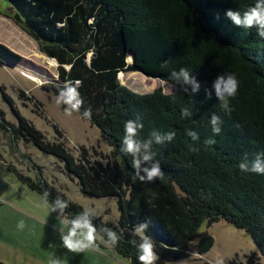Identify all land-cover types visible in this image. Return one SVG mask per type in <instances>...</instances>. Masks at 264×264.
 <instances>
[{
  "label": "trees",
  "instance_id": "obj_1",
  "mask_svg": "<svg viewBox=\"0 0 264 264\" xmlns=\"http://www.w3.org/2000/svg\"><path fill=\"white\" fill-rule=\"evenodd\" d=\"M5 1L14 11V22L38 50L55 59L56 95L66 81H79L81 115L91 109L88 119L119 158L103 172L72 169L83 195L116 197V225L100 216L93 221L105 241L106 235L99 232L103 227L120 237L113 248L131 264H140L138 248L130 241L140 242L147 235L159 257L155 264H160L162 257L191 246L189 238L195 234L197 249L204 252L210 242L198 231L201 224L222 218L244 229L264 259V174L239 168L242 161L250 164L264 153V38L255 27L238 28L225 16L228 9L243 14L256 0ZM129 53L134 65L126 63L132 60ZM8 59L20 58L0 44V61ZM180 68L201 83L197 94L184 93L179 86L170 93L160 88L137 93L119 82L124 81L122 71H141L168 81ZM224 73H234L239 81L237 95L228 100L230 110L212 89L217 75ZM206 89L212 91L211 98ZM185 107L192 112L190 118L181 116ZM213 114L222 121L218 135L210 124ZM138 118L143 124L140 139L153 131L175 132L171 142L153 145L164 181L141 183L132 157L121 152L125 123ZM188 130L199 139L192 140ZM209 139L215 143L206 144ZM5 166L31 189L42 195L46 191L50 205L57 197L69 201L67 218L83 211L59 189L41 185L40 178ZM143 222L148 223L146 231L134 232V226Z\"/></svg>",
  "mask_w": 264,
  "mask_h": 264
},
{
  "label": "rangeland",
  "instance_id": "obj_2",
  "mask_svg": "<svg viewBox=\"0 0 264 264\" xmlns=\"http://www.w3.org/2000/svg\"><path fill=\"white\" fill-rule=\"evenodd\" d=\"M13 16L8 3L0 0V44L20 58L0 61V261L51 264L58 258L61 264H131L104 239H97L98 250L68 251L61 241V229H68L64 218L51 212L43 195L5 166L34 180L40 178L41 185L59 189L83 210H94L103 221L116 225V197L83 195L73 170L103 172L109 162L119 158L88 118L80 112L68 115L66 106L56 103L57 65L38 50ZM123 80L119 82L137 93L157 88L163 93L176 90L169 81L152 79L139 71L124 72ZM21 222L23 228L19 227ZM198 231L210 242L204 252L198 251L196 240H191V246L177 255L162 257L160 264H264L244 229L218 218L203 221Z\"/></svg>",
  "mask_w": 264,
  "mask_h": 264
},
{
  "label": "clouds",
  "instance_id": "obj_3",
  "mask_svg": "<svg viewBox=\"0 0 264 264\" xmlns=\"http://www.w3.org/2000/svg\"><path fill=\"white\" fill-rule=\"evenodd\" d=\"M225 16L236 27L257 29V35L264 38V0H256V3L247 11L241 14L239 11L228 9ZM168 81L173 82V89L179 86L184 93L195 95L201 88V83L196 76L186 68H180L179 71H172L168 77ZM80 86L79 81H66L61 91L59 92L56 103L66 106L68 115L73 112H80L83 105V100L77 88ZM239 88V81L234 73L218 74L212 82V89L219 101L223 102L225 110H230L228 107V100L237 95ZM207 97L211 98L212 91L206 89ZM82 115L86 118L91 116V109H86ZM182 118H190L192 112L185 107L181 110ZM212 132L216 135L221 132L222 121L220 117L213 114L210 119ZM143 129V124L137 120H129L124 125V136L122 139L121 152L132 157V168L135 170V176L141 183H152L156 180L164 181L165 173L160 166V160L157 159V152L153 151V145L163 144L166 141L171 142L175 137V132H167L163 135L158 131H153L149 138L140 139V132ZM192 140H198V134L192 130L186 133ZM206 144H214L215 140L209 139L205 141ZM239 168L243 172H253L257 174H264V153H258L256 158L249 164L247 160L239 164ZM49 194L45 191L43 194L44 203L48 204ZM69 207V201L60 197L55 198L51 203V212L58 214V218L63 217V223L68 225L65 232L61 229V241L63 246L68 251L73 253H82L86 250H98L96 243L97 239H104V236L98 237V229L93 223L96 218V212L91 209H85L73 218H67L66 209ZM23 228V222L19 224ZM148 228V223L143 222L138 226H134V232L144 233ZM100 233L106 235V243L112 247L117 246L120 237L118 234L107 227L99 230ZM138 248V260L140 264H155L158 260V255L155 252V245L152 239L147 235H142L140 242L130 241ZM51 264H61L57 258Z\"/></svg>",
  "mask_w": 264,
  "mask_h": 264
},
{
  "label": "water",
  "instance_id": "obj_4",
  "mask_svg": "<svg viewBox=\"0 0 264 264\" xmlns=\"http://www.w3.org/2000/svg\"><path fill=\"white\" fill-rule=\"evenodd\" d=\"M129 54H131V56H132V60H131L130 62L126 60V63L131 64V65H134V62H135V61H134V56H133L132 53H129ZM48 58L53 59V60L55 61L54 58H51V57H48ZM55 64L57 65L56 61H55ZM139 72L142 73V74L145 75V76L159 78L158 76L148 75V74H145V73H143V72H141V71H139ZM122 73H124V72L122 71ZM198 235H199V234H195V235L191 236L189 239H190V240H193L194 238L198 237Z\"/></svg>",
  "mask_w": 264,
  "mask_h": 264
},
{
  "label": "bare ground",
  "instance_id": "obj_5",
  "mask_svg": "<svg viewBox=\"0 0 264 264\" xmlns=\"http://www.w3.org/2000/svg\"><path fill=\"white\" fill-rule=\"evenodd\" d=\"M129 57H132V56H129ZM130 61H131V60H130ZM130 61H129V62H130Z\"/></svg>",
  "mask_w": 264,
  "mask_h": 264
}]
</instances>
